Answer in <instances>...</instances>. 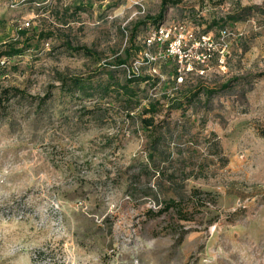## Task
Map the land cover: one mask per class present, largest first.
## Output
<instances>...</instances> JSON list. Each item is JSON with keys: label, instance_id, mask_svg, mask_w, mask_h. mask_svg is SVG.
<instances>
[{"label": "rangeland", "instance_id": "obj_1", "mask_svg": "<svg viewBox=\"0 0 264 264\" xmlns=\"http://www.w3.org/2000/svg\"><path fill=\"white\" fill-rule=\"evenodd\" d=\"M38 1L0 0V49L21 27L54 32L0 59V264H264V0H183L162 23L183 34L170 57L167 44H147L153 23L130 40L162 0ZM79 4L65 23L53 11ZM214 21L245 31L225 66L218 54L199 64L192 47L191 33L223 27ZM108 70L160 77L142 87L162 102L189 91L191 103L157 115L172 155L160 168L115 94L88 100L63 88L62 76L106 81Z\"/></svg>", "mask_w": 264, "mask_h": 264}, {"label": "trees", "instance_id": "obj_2", "mask_svg": "<svg viewBox=\"0 0 264 264\" xmlns=\"http://www.w3.org/2000/svg\"><path fill=\"white\" fill-rule=\"evenodd\" d=\"M38 1V0H37ZM47 0H39L40 4H45ZM201 2H205L206 0H199ZM224 0H218V4L223 3ZM183 0H162L159 12L154 15H147L144 19H141L135 23L133 26V32L130 37L131 41L136 40L139 35V28L144 24L153 23L156 26L162 24L168 14L170 8L174 6H178L182 3ZM83 5H76L74 9L69 5H66L62 10L53 9L57 17H59L60 23H65L66 16L65 13L71 12H79L82 9ZM233 21H238L241 18L236 15L229 16ZM219 25L223 26L221 22L214 21ZM227 27V26H223ZM221 27V28H223ZM220 28V29H221ZM210 27L207 28V31ZM54 32L51 29H47L46 27L41 26H33L29 27H21L18 29V37L14 38L6 43L0 49V59L2 57H7L8 59H13L17 56H21L26 53L27 50L34 48L37 46V42L49 39L53 36ZM66 46L73 50H82L88 54H94V52L85 46L74 47L71 45L69 41H66ZM142 49L141 46H136L133 51L131 47H127L124 53V56H119L116 58L115 62H118L117 65L121 66L129 62V60L133 57V52L136 54ZM170 76H174L175 80L180 76V71L177 66L172 67L168 71ZM1 74V72H0ZM65 88V90H69V92L75 93L73 95H79L82 99L92 100L94 97H103L107 94L113 93L115 94L117 100L120 104H125V108L128 109L127 116L132 119L133 124H135L138 132L145 133L147 137V148H148V160L151 164H154L156 168H160V161H165L171 159V153H167L165 151H161V145L163 140H165L164 131L169 126L167 119L158 120L157 115L161 112L167 110V112H171L174 109H180L187 106V104L192 102V99H183V96L189 97V91L184 93L183 91H178L174 96L167 95V102H162L161 98H151L147 95V89L142 87L143 82H149L147 84L157 86L159 82H161L160 77H151L134 74L133 77L126 76L124 80H121L118 76H116L113 70L107 71V80H94L93 78L89 79L79 75L72 76H62L61 78ZM234 80H239V78L235 77L230 79L219 86V88H209L208 94L212 96L214 93L226 90L231 86V82ZM152 81V82H151ZM204 86L200 84V88ZM71 88V89H70ZM202 90H205L203 88ZM116 91V93H115ZM191 92V91H190ZM198 90L193 92L192 98H195L198 93ZM145 99H148L147 103H143ZM165 152V153H164ZM148 169V167L146 168ZM149 193V192H148ZM172 207V203H169L166 208Z\"/></svg>", "mask_w": 264, "mask_h": 264}, {"label": "built area", "instance_id": "obj_3", "mask_svg": "<svg viewBox=\"0 0 264 264\" xmlns=\"http://www.w3.org/2000/svg\"><path fill=\"white\" fill-rule=\"evenodd\" d=\"M29 25V23H27ZM173 28L177 29V25ZM245 35V31L243 30H235L230 27H223L219 29L217 33L208 32L200 35L198 38L194 37V34H190L191 38H193L194 43L192 47L195 49V58L199 64H207L209 61L218 54L219 61L222 65H226L227 58L231 54V48L233 45V41H238L243 38ZM183 34H179L177 36L172 37V29H168L161 24L157 29L153 32L152 36L147 39V44L152 45L155 42L163 43V45L167 44V47L161 55L164 57H170L174 55V46L178 45L182 46L183 42ZM177 55V54H175Z\"/></svg>", "mask_w": 264, "mask_h": 264}]
</instances>
